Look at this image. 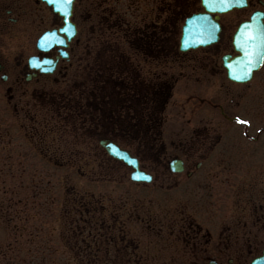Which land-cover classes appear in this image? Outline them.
<instances>
[{"label":"flooded vegetation","instance_id":"1","mask_svg":"<svg viewBox=\"0 0 264 264\" xmlns=\"http://www.w3.org/2000/svg\"><path fill=\"white\" fill-rule=\"evenodd\" d=\"M242 1L210 12L215 41L182 51L180 28L208 12L202 0H73L70 39L46 2L0 0V89L15 127L24 124L19 114L46 138L56 117L57 137L73 136L71 157L98 175L65 200L62 248L75 264H264V120L254 118L264 111V58L246 82L223 65L240 54L239 24L264 11V0ZM47 30L65 45L39 48ZM205 105L222 119L200 115ZM106 141L136 168L110 155ZM135 170L143 180L132 179Z\"/></svg>","mask_w":264,"mask_h":264},{"label":"rangeland","instance_id":"2","mask_svg":"<svg viewBox=\"0 0 264 264\" xmlns=\"http://www.w3.org/2000/svg\"><path fill=\"white\" fill-rule=\"evenodd\" d=\"M181 68L183 72L189 71L184 65ZM175 71L180 72L178 67ZM205 76L214 79L208 73ZM222 77L218 75V85L210 86L215 97L222 91ZM0 87L3 88L1 82ZM34 98L35 108L39 109L42 95L36 93ZM233 107L237 108L232 105V110ZM263 113L258 111L254 118L264 120ZM199 114L213 121L222 119L210 105L203 106ZM15 116L23 120L22 127H15L8 95L0 89V264H75V255L65 253L62 248L65 200L71 195L69 188L99 183L91 181L98 175L90 170L89 160L71 157L73 136L57 137L61 122L56 117L47 121L49 132L44 127L48 134L41 138L34 134L39 126L25 129L27 120L19 114ZM26 131L28 139L24 136ZM54 141L59 145L58 151L48 149V158L39 153L47 151ZM80 167L85 172H78Z\"/></svg>","mask_w":264,"mask_h":264},{"label":"water","instance_id":"3","mask_svg":"<svg viewBox=\"0 0 264 264\" xmlns=\"http://www.w3.org/2000/svg\"><path fill=\"white\" fill-rule=\"evenodd\" d=\"M50 2H54V0H50ZM256 22L255 23L257 24L258 29L261 30L259 32L260 36L254 39L253 42H245L244 47L240 49L243 53V59L241 58L237 60L236 58L232 59L231 62L226 63L228 74L232 79L238 81H245L249 79L253 71L257 69L261 64L264 54V25L260 18H256ZM199 23L201 24V30L204 31V26L206 24H203V22L201 21ZM203 37H206V33ZM49 38L51 39L52 37H48L46 40H50ZM186 47L187 46H185L184 48ZM110 149L111 153L116 155L118 158L125 159L128 162H131V160L128 159V154L124 150L119 149L117 145L111 146Z\"/></svg>","mask_w":264,"mask_h":264},{"label":"snow or ice","instance_id":"4","mask_svg":"<svg viewBox=\"0 0 264 264\" xmlns=\"http://www.w3.org/2000/svg\"><path fill=\"white\" fill-rule=\"evenodd\" d=\"M68 2H70V0H68ZM257 37L255 36V35H250V37H249V42L251 41V40H254V39H256Z\"/></svg>","mask_w":264,"mask_h":264}]
</instances>
